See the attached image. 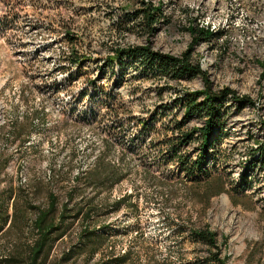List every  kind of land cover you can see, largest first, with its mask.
Wrapping results in <instances>:
<instances>
[{"label": "rangeland", "instance_id": "rangeland-1", "mask_svg": "<svg viewBox=\"0 0 264 264\" xmlns=\"http://www.w3.org/2000/svg\"><path fill=\"white\" fill-rule=\"evenodd\" d=\"M147 1L161 5L152 35L138 14L141 0H0V152L8 157L0 191L13 197L0 259L27 253L29 205L44 207L53 194L59 203L71 198L69 207L90 201L98 212L91 223L108 227L96 253H78L70 264H97L111 252L128 255L117 264H203L205 249L189 235L199 228L218 234L227 264H264V161L246 170L255 155L250 134L259 138L264 122V0ZM195 24L220 32L193 46L190 60L214 89L254 103L223 118L215 170L202 180L177 160L193 156L194 142L179 146L177 138L200 121H184L180 102L202 89L200 77L176 79L140 57L107 60L128 46L179 58ZM23 131L31 138L16 136ZM240 180L246 186L236 194ZM80 227L76 221L55 243L48 264L59 262Z\"/></svg>", "mask_w": 264, "mask_h": 264}, {"label": "trees", "instance_id": "trees-1", "mask_svg": "<svg viewBox=\"0 0 264 264\" xmlns=\"http://www.w3.org/2000/svg\"><path fill=\"white\" fill-rule=\"evenodd\" d=\"M142 7L138 11L143 26L148 35H152L156 30L154 26L160 23L161 5H153L147 0H141ZM136 17V10L133 12ZM192 37L190 47L182 53L181 57L153 52L147 46L136 47H115L112 57L108 61H136V57L147 61L148 65H156L163 69V72L173 78L200 77L203 82L202 89L187 92L180 102V109L183 113V120L191 117L198 118L200 125L197 129L192 127L188 131L179 133L177 143L179 146H188L191 141L194 143L193 156L182 159L177 157L182 170L193 180L208 179L212 175L214 167V153L218 145L219 136L223 133L221 121L226 116L230 108L242 110L244 107L254 103L247 96H240L228 87L214 89L205 71L200 67L199 62L190 60L193 46L209 42L218 37L220 31H213L210 27L195 24L188 28ZM68 36V34H67ZM72 63H78L77 57L69 59ZM264 73H262L263 75ZM93 91L89 90L88 97ZM229 101V103L227 102ZM95 104L93 98L89 101V119L94 118ZM107 107L106 104H103ZM105 107V108H106ZM262 134L258 137L250 134L255 148L250 153L252 161L246 167L248 171L255 170L258 164L264 161V122L259 124ZM31 131L17 133L16 136L31 138ZM36 146V145H34ZM173 152L175 149L173 148ZM175 157V154H172ZM8 163V157L0 152V175L4 172ZM244 180H240L236 186V194H242L245 188ZM11 191H0V236L7 230L13 222V214H9V206L12 202ZM71 198H66L65 202L59 203L58 198L53 194H48L47 204L44 207L29 205V209L34 212L30 227L34 238L27 249V253H14L11 257L0 259L3 264H48V259L55 243L62 239L72 228L76 221L81 227L76 233V242L73 243L60 257L56 264H70L69 261L78 253H89V257L96 253L102 245L109 239L108 227L103 226L101 231L97 225L92 224L95 207L90 205V201H85L80 205L69 207ZM125 202V196L114 201L116 208ZM106 228V229H105ZM193 241L200 243L204 247L203 264H227V256L222 255V243L218 240V234L208 228L191 229L189 232ZM128 255H116L111 252V256L97 264H117L124 262Z\"/></svg>", "mask_w": 264, "mask_h": 264}]
</instances>
